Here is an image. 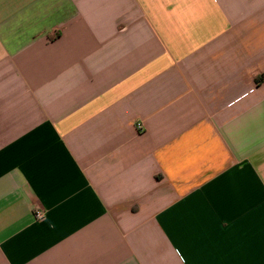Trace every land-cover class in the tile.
<instances>
[{
    "label": "crops",
    "instance_id": "crops-1",
    "mask_svg": "<svg viewBox=\"0 0 264 264\" xmlns=\"http://www.w3.org/2000/svg\"><path fill=\"white\" fill-rule=\"evenodd\" d=\"M0 264H264V0H0Z\"/></svg>",
    "mask_w": 264,
    "mask_h": 264
},
{
    "label": "built area",
    "instance_id": "built-area-1",
    "mask_svg": "<svg viewBox=\"0 0 264 264\" xmlns=\"http://www.w3.org/2000/svg\"><path fill=\"white\" fill-rule=\"evenodd\" d=\"M137 129L139 130V132L143 131V125L142 124H138L137 125ZM45 218V213L43 210H38L35 212V220L39 221Z\"/></svg>",
    "mask_w": 264,
    "mask_h": 264
}]
</instances>
